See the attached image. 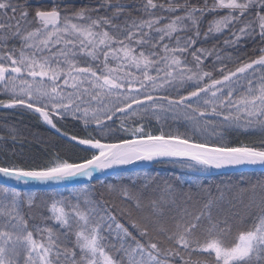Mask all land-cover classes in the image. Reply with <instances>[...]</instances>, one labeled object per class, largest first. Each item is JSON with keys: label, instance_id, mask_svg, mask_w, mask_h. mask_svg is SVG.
Instances as JSON below:
<instances>
[{"label": "snow or ice", "instance_id": "obj_1", "mask_svg": "<svg viewBox=\"0 0 264 264\" xmlns=\"http://www.w3.org/2000/svg\"><path fill=\"white\" fill-rule=\"evenodd\" d=\"M158 7L172 15L154 13ZM218 9L229 11L202 33L203 16ZM225 30L226 46L245 39L264 45V0H214L210 8L207 0L203 8L188 0H99L97 7L0 0V93L6 96L0 108L30 110L57 132L55 120L71 117L85 129L95 124L99 133L69 137L89 153L80 160L56 155L42 166L0 164V264H264V180L242 189L218 186L217 195L197 185L198 200L179 187V177L129 176L124 183L123 172L113 171L120 181L102 182L105 206L91 196L92 185L75 203L64 197L37 203L34 194L7 183L92 181L139 162L264 172V47L247 58L229 56L234 67L215 47H196L201 37ZM209 57L220 61L211 70ZM114 117L118 129L106 123ZM169 118L187 121L186 131L166 133L161 122ZM153 119L161 123L158 134L145 128ZM118 131L127 138L102 142ZM232 132L257 139L233 144ZM149 189L154 195H146Z\"/></svg>", "mask_w": 264, "mask_h": 264}, {"label": "trees", "instance_id": "obj_2", "mask_svg": "<svg viewBox=\"0 0 264 264\" xmlns=\"http://www.w3.org/2000/svg\"><path fill=\"white\" fill-rule=\"evenodd\" d=\"M53 2L58 4L68 3L69 0H29V3L32 5L39 4H49V3H39V2ZM21 3L24 0H20ZM76 6L87 5L90 7H97L99 0H71ZM158 4L163 3L167 5L168 0H156ZM179 3L183 4L184 0H178ZM39 3V4H33ZM188 3L191 5H195L197 7L203 8L205 4V0H188ZM214 3V0H207V4L209 8ZM131 8L132 5H129ZM136 8L140 7V4L137 3L135 5ZM111 9L108 12H105L103 9L100 11V15H111ZM154 13L158 15L169 16L172 15L168 13L166 10H162L159 7L157 9L152 10ZM181 11H183L181 9ZM229 10L227 9H218L216 12L207 11L200 21V30L201 32H206L209 24L220 16L226 14ZM133 16H140L142 13L137 11H132ZM123 20V15L120 18V22ZM239 26V25H238ZM155 35V34H154ZM226 38H230V33L225 30L223 34H211V38L205 40L201 37L200 41L197 43L196 47H206L213 48L217 50L219 55L222 57L223 62L228 64L229 67H234V64L229 61V56L233 59L237 56L241 58H247L248 56H253L256 54L254 49L258 51L259 47H264L259 43L254 42L251 39L242 40L241 43L235 47L226 46L224 44V40ZM258 40V38H257ZM174 42V41H173ZM83 59V58H82ZM188 62L191 63V56H188ZM215 62L219 64L220 61H214V57H209L205 61V67L211 70V65ZM218 74V73H214ZM172 96L176 95V92L172 89H169ZM3 93H0V99H5L6 96ZM137 107V106H135ZM123 114L117 113V117L122 116ZM114 117L115 123L113 121H107L106 123L112 124L113 128H119L120 120ZM57 127L60 128V132L66 136H77L84 137L88 136L89 133L83 132L85 130L84 125H81L80 122L75 121L74 119L65 118L63 120L56 119ZM128 123H132V121H128ZM163 130L167 132L176 133L177 131L183 133L186 131L187 126L185 124L173 123L170 121H162ZM161 123H157L154 119L151 121H145L146 130L152 131L154 133H159L161 129ZM91 130L92 136H99V133L95 130L88 127ZM10 132H14V134L18 137V139H11ZM116 136H107L106 138L101 137L102 142L106 139L107 142H119L123 138H127V134L122 131H118L115 133ZM0 137H4L3 140H0V164L9 163V164H18L25 167H35L42 166L49 163L54 156L60 155L63 158H67L69 160H80L87 156L89 153L81 151V147L65 141L55 134H53L40 120V118L25 110V109H5L0 110ZM194 138L198 139L197 136ZM229 142L235 144L240 140L239 137L235 133L229 134L228 136ZM125 179L124 183H130L128 180L129 176H152L156 177L157 180H169L176 181L179 177L184 183L180 184L179 187L184 192H190L194 195L195 199L202 200L203 194L197 196L196 194L200 192V188L197 185H202L205 189H208L213 195H217V188L224 186H231L235 189H242L247 187L248 185L255 183L257 180H264V173L260 172H241V173H230V174H217L213 171L208 173L199 172V171H191L188 169H182L178 166H175L172 162H159L153 165L149 169L138 170L128 173H123ZM119 182L120 176H109L107 178L101 179L99 181H95L93 183L87 184L92 185L93 187L89 189L91 196H93L102 206H105V201L109 200V197L105 195L103 198L101 197V193L104 191L102 188L103 183H113ZM142 183L141 181H137V184ZM87 185L69 188V189H60L53 191H19L22 195H32L34 194L37 198V203L42 200H48L50 197H64L70 200L72 203L76 202V198L78 195H83L82 190L85 189ZM146 195H154L151 189L146 191ZM247 193H245V199H247ZM107 206H111L108 204ZM145 212H148L149 209L145 208ZM28 212V209L25 208V213ZM42 214L44 216L49 215L47 210H42ZM121 223L127 225V220L118 217ZM39 220L29 221L30 225L32 223H39ZM47 223L51 224V221H47ZM234 223H238L235 222ZM247 226V225H244ZM130 227V226H129ZM131 230V228H130ZM197 254H193V258H196ZM206 255V254H205Z\"/></svg>", "mask_w": 264, "mask_h": 264}, {"label": "water", "instance_id": "obj_3", "mask_svg": "<svg viewBox=\"0 0 264 264\" xmlns=\"http://www.w3.org/2000/svg\"><path fill=\"white\" fill-rule=\"evenodd\" d=\"M39 3H43V2H39ZM39 3H33V4H39ZM46 3H53V2H46ZM34 114L38 116L37 113H34ZM41 121L53 134H55L56 136H58L59 138L65 140V141H68V142L76 145L75 141L69 140V136H66L61 132H57L51 126L45 124L42 119H41ZM77 146H79V145H77ZM79 147L82 148L84 146H79ZM156 163H159V162H152V163L139 162L137 164L127 166L126 169L108 170L106 172L97 173L96 176L93 177L92 181H88L87 179H83L81 181H67V182H64L61 184H48V185H39V184H33V183H30L29 185H24V184H17L15 181H8L7 183L11 188L15 189L16 191H53V190H60V189H69V188H75V187L87 185V184L93 183L95 181H99L101 179L112 176L113 171H118V172L122 171L123 173H128V172H133V171H138V170H145V169L151 168ZM213 172L217 173V174H230V173H241V172L264 173L259 169H222V170H215Z\"/></svg>", "mask_w": 264, "mask_h": 264}, {"label": "rangeland", "instance_id": "obj_4", "mask_svg": "<svg viewBox=\"0 0 264 264\" xmlns=\"http://www.w3.org/2000/svg\"><path fill=\"white\" fill-rule=\"evenodd\" d=\"M46 2H48V1H46ZM46 2L44 1L43 3H46ZM4 97H5V96H4ZM5 99H6V98H5ZM135 106H136V105H134L133 107H135ZM171 115H172L171 113L168 114L169 117H171ZM67 118L72 119L71 117H67ZM57 119H58V118H57ZM75 121H78V122L81 123V125H83V123H82L81 121H79V120H75ZM166 121H170V122H173V123L185 124V126L188 125V122H187V121H184L182 118L179 119V120H173V119L169 118V119H167ZM91 126H92V129H93V130L96 129V125H95V124H91V125H89L88 127L91 128ZM84 128H85V127H84ZM85 131H86L87 133H89V134L92 133L91 130L88 129V128L85 129V130H83V132H85ZM86 132H85V133H86ZM115 133H116V132H115ZM115 133H109L108 136H116ZM233 133H235V132H232V133H230V134H233ZM235 134L237 135V137L240 138L241 141H244V142H248V141H250V140H255V139H257V137H256L255 134H245V133H235ZM196 136H197L198 139L203 138V137H201V135H200L199 133H197ZM208 139H209V140H213L214 137H210V136H209Z\"/></svg>", "mask_w": 264, "mask_h": 264}, {"label": "flooded vegetation", "instance_id": "obj_5", "mask_svg": "<svg viewBox=\"0 0 264 264\" xmlns=\"http://www.w3.org/2000/svg\"><path fill=\"white\" fill-rule=\"evenodd\" d=\"M0 110H5L4 108H0ZM26 110V109H25ZM27 111H29V112H31L30 110H27ZM31 113H33V112H31ZM34 114V113H33Z\"/></svg>", "mask_w": 264, "mask_h": 264}, {"label": "bare ground", "instance_id": "obj_6", "mask_svg": "<svg viewBox=\"0 0 264 264\" xmlns=\"http://www.w3.org/2000/svg\"><path fill=\"white\" fill-rule=\"evenodd\" d=\"M211 171H215V169L211 170Z\"/></svg>", "mask_w": 264, "mask_h": 264}]
</instances>
